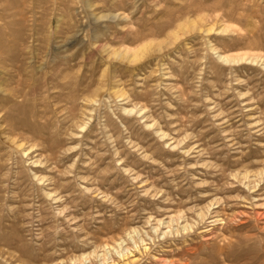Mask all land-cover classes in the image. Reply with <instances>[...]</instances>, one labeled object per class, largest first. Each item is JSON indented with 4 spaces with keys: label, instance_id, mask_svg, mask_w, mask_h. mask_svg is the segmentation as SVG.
I'll return each mask as SVG.
<instances>
[{
    "label": "rangeland",
    "instance_id": "obj_1",
    "mask_svg": "<svg viewBox=\"0 0 264 264\" xmlns=\"http://www.w3.org/2000/svg\"><path fill=\"white\" fill-rule=\"evenodd\" d=\"M0 264H264V0H0Z\"/></svg>",
    "mask_w": 264,
    "mask_h": 264
},
{
    "label": "bare ground",
    "instance_id": "obj_2",
    "mask_svg": "<svg viewBox=\"0 0 264 264\" xmlns=\"http://www.w3.org/2000/svg\"><path fill=\"white\" fill-rule=\"evenodd\" d=\"M115 55H116V53H115ZM226 58H227V57H226ZM257 191H259V189H254V190H252L250 193L253 194V193L257 192ZM258 200H260V199H256V201H258ZM256 207H257V205H256ZM258 207H259V206H258Z\"/></svg>",
    "mask_w": 264,
    "mask_h": 264
}]
</instances>
